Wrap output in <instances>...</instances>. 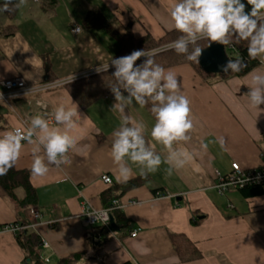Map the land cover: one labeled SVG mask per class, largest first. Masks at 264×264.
I'll return each instance as SVG.
<instances>
[{"label":"crops","instance_id":"crops-1","mask_svg":"<svg viewBox=\"0 0 264 264\" xmlns=\"http://www.w3.org/2000/svg\"><path fill=\"white\" fill-rule=\"evenodd\" d=\"M175 2L27 0L12 18L0 11V29L9 24L15 29L10 36L0 35V81L22 77L28 84L39 85L56 83L72 74L75 79L91 75L106 64L112 68L111 60L116 58L120 43L105 28L85 27L86 13H101L120 34L129 25L136 38L146 34L159 38L175 28L170 17ZM242 2L250 11L247 0ZM77 25L82 29L78 34L73 31ZM258 60L256 68L241 76L202 78L187 63L165 68L177 75L183 94L191 101V140L175 146L188 150L192 158L171 176L167 163L143 174L138 165L130 163L132 177L128 181L137 178L141 183L118 198L128 224L111 230L102 242L92 235L81 214L84 208L106 207L102 193L112 183L121 182L110 155L112 134L122 119L112 107L114 95L102 96L81 108L67 88L59 85L0 101V132L20 126L28 110L35 115L39 111L36 99L52 112L59 104L71 106L74 102L81 114L75 127L64 129L75 140L68 153L70 163L50 166L46 175L32 173L33 145L22 142L14 167L28 171L37 200L32 208L16 209L0 185V264H25V253L15 233L1 227L27 221L35 210L40 213V224L31 229L48 242L40 254L49 257V262L83 251L79 264H264V186L224 195L213 187L215 170L226 173L232 162L244 168L264 164V111L257 114L244 95L250 87V74L264 73V58ZM259 109H264V104ZM127 115L146 125V140L166 156L164 147L151 138L155 118L149 109L133 103ZM220 137L225 140L223 147L218 142ZM202 142L208 145L206 150L200 147ZM104 174L111 183L102 181ZM18 194H22L21 189ZM134 229L138 231L132 237ZM175 235L186 237L199 256L181 260Z\"/></svg>","mask_w":264,"mask_h":264},{"label":"clouds","instance_id":"clouds-1","mask_svg":"<svg viewBox=\"0 0 264 264\" xmlns=\"http://www.w3.org/2000/svg\"><path fill=\"white\" fill-rule=\"evenodd\" d=\"M26 4L27 0H3L0 11L7 12ZM247 5L251 6L250 11L245 10L242 0H176L170 9V17L181 35L167 47L198 63L203 51L198 43L201 39L221 45L247 41L249 58H264V0H247ZM81 31L79 25L74 29L77 34ZM159 51L134 50L111 60L114 83L109 88L115 98L112 107L122 119L112 134L110 155L121 182L132 177L130 163L138 165L142 174L155 172L162 163H167V174L171 176L192 158L188 150L175 146L191 140L189 133L194 127L191 101L183 94L177 75L156 63L154 56ZM141 57L143 61L137 64ZM245 67L247 65L241 59H229L221 70L236 73ZM108 69L109 64H106L96 70L106 72ZM250 75V87L244 95L258 114L264 111L259 109L264 104V73ZM74 79L72 74L56 83L69 85ZM133 103L141 108L147 107L154 116L150 135L153 141L164 147L166 156L162 157L155 144L146 140V125L127 115V109ZM48 116L46 111H38L29 115L26 128L0 132V176L6 175L20 158L22 142L33 145L31 171L34 175L43 176L50 166L61 167L70 163L68 153L75 140L64 129L75 127L81 120L78 106L74 102L71 106L59 104L51 113V122ZM218 142L221 147L225 144L223 137ZM200 147L206 150L208 145L202 142Z\"/></svg>","mask_w":264,"mask_h":264},{"label":"trees","instance_id":"trees-1","mask_svg":"<svg viewBox=\"0 0 264 264\" xmlns=\"http://www.w3.org/2000/svg\"><path fill=\"white\" fill-rule=\"evenodd\" d=\"M0 4H3L1 2ZM16 8H13L6 13L10 18L13 17ZM83 24L87 28H105L107 32L120 43V50L116 54V58L123 57L130 54L134 50L144 49L146 52L154 49L160 51L154 56L156 63L162 67H170L182 63L190 64L202 78H211L214 76L225 77L227 75L241 76L259 65L258 58L251 59L247 53V41H240L231 45H224L226 52L229 54L230 59H241L247 67L242 71L233 73L229 71L224 74H212L205 72L199 62L189 61L184 55L178 54L173 49L163 48L168 46L171 42L176 40L181 33L175 28L168 30L159 38H155L150 34L141 37H134L127 26V31L123 34L118 33L106 20V18L99 12L88 11L83 18ZM15 32L13 25H6L0 29V35L10 36ZM211 42L208 39H201L198 43L203 49ZM143 57L136 63L139 64L143 61ZM114 68H109L108 71H100L91 75L75 79L69 85H64L70 92L74 100L80 105L81 108H86L92 101L102 97L111 95L112 92L109 88L114 83L111 76ZM21 125V124H20ZM12 129V128H11ZM10 129V130H11ZM141 182L136 178L127 182H114L112 185L102 193V199L105 206L110 205L114 198H119L127 190L138 186ZM0 185L5 193V197L16 208H32L36 204L37 195L35 189L29 182V173L25 169H16L14 166L7 172L6 175L0 176ZM261 188L260 185L246 186L245 189L257 191ZM22 190V194H18V190ZM112 221L116 228L126 227L127 220L120 209H115L111 214ZM5 224V223H4ZM92 235L106 241L109 238L111 230L104 225H96L91 227ZM17 241L25 253V264H79L85 253L83 251L71 253L65 257L56 259L53 262L43 261L40 254V241L39 234L32 229H26L15 233ZM174 244L181 260L187 261L199 256V252L191 245L190 241L181 235L174 236ZM121 264H130L125 261Z\"/></svg>","mask_w":264,"mask_h":264},{"label":"built area","instance_id":"built-area-1","mask_svg":"<svg viewBox=\"0 0 264 264\" xmlns=\"http://www.w3.org/2000/svg\"><path fill=\"white\" fill-rule=\"evenodd\" d=\"M76 27L77 26L73 28V31ZM57 86H59L57 83L50 82L42 83L39 85H31L28 84L22 77L7 78L0 81V99L7 102L10 98H18L23 97L25 95H32L34 93L48 90ZM34 101L35 105L39 107V111H46L47 113H49L48 119L51 122L52 111L48 110L46 104L40 99H36ZM29 115H32V110H28V112H26V116L21 119L20 126L14 127L12 129L26 128V123ZM214 176L216 181L213 187L220 195H224L228 191L239 190L250 185L264 186V164L255 167L244 168L241 167L238 163L232 162L229 171H227L226 173H220L218 170H215ZM101 179L104 183L112 182L111 178L106 174L102 175ZM120 208V202L116 198L113 199L110 205L106 207L84 208L81 217L83 218L84 224L88 227L104 225L110 229L111 214L115 209ZM39 220L40 213L35 210L33 211V213H31L29 220L23 222L5 223L2 225L1 230L17 233L22 230L35 228L37 225L40 224ZM45 223L48 225H52V221H46ZM137 231V229L132 230L130 232V235L132 237L136 236ZM48 246V242L45 239L41 238L40 247L46 248ZM42 259L45 262H49V257L47 256H42Z\"/></svg>","mask_w":264,"mask_h":264},{"label":"water","instance_id":"water-1","mask_svg":"<svg viewBox=\"0 0 264 264\" xmlns=\"http://www.w3.org/2000/svg\"><path fill=\"white\" fill-rule=\"evenodd\" d=\"M229 59L224 45L211 42L203 48L202 55L199 57V65L207 73L224 74L225 72L221 70V66ZM111 227L117 229L113 221H111Z\"/></svg>","mask_w":264,"mask_h":264},{"label":"bare ground","instance_id":"bare-ground-1","mask_svg":"<svg viewBox=\"0 0 264 264\" xmlns=\"http://www.w3.org/2000/svg\"><path fill=\"white\" fill-rule=\"evenodd\" d=\"M237 163V162H236ZM232 164V163H231ZM111 183V182H110ZM107 184H109V183H107ZM114 199H116V198H114ZM118 199V198H117ZM119 200V199H118ZM111 221H112V218H111ZM111 221H110V229L109 230H113L114 228H112L111 227ZM115 226V225H114Z\"/></svg>","mask_w":264,"mask_h":264},{"label":"rangeland","instance_id":"rangeland-1","mask_svg":"<svg viewBox=\"0 0 264 264\" xmlns=\"http://www.w3.org/2000/svg\"><path fill=\"white\" fill-rule=\"evenodd\" d=\"M227 53V52H226ZM228 54V53H227ZM229 55V54H228Z\"/></svg>","mask_w":264,"mask_h":264}]
</instances>
